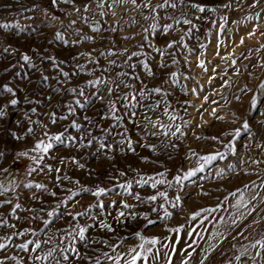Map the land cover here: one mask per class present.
Segmentation results:
<instances>
[{
	"label": "rangeland",
	"instance_id": "1",
	"mask_svg": "<svg viewBox=\"0 0 264 264\" xmlns=\"http://www.w3.org/2000/svg\"><path fill=\"white\" fill-rule=\"evenodd\" d=\"M163 4L112 1L108 17L95 18L104 17L108 24L98 35L90 30V0H57L55 5L0 0V25L10 26L0 27V92L6 85L15 93L0 95L6 112L0 118V184L9 189L0 194V243L11 237L0 259L15 255L20 264H39L33 260L36 253L17 247L33 240L41 243V255L50 247H67L68 261L59 251L54 254L61 264H96L97 258L114 264L103 254L127 259L129 249L140 243L138 232L160 241L153 247L158 258L149 264H168L169 257L172 264L185 259L188 264H253L249 257L258 249L250 248L240 261L236 257L264 239V0H169L175 8L159 7ZM118 10L120 15L114 13ZM97 80L101 83L94 84ZM32 84L44 101L52 95L72 105L90 90L104 92L98 102L108 105L107 115L91 119L94 124L85 119L76 133L65 124H43L24 114V105L42 101L30 92ZM16 91L22 98L19 108L10 103L17 100ZM112 102L118 119L112 118ZM56 130L63 131L62 142L45 137V132L60 135ZM41 139L53 145L46 155L32 151ZM209 155L217 158L200 159ZM32 168L36 171L29 174ZM189 172L195 174L185 179ZM156 180L164 183L152 187ZM99 188L105 192L97 197L93 192ZM241 194L247 207H236ZM123 203L131 207L124 209ZM50 211L55 215L48 216ZM121 211L125 216L117 220ZM101 221L114 230L103 229ZM79 227L87 228L84 241L76 235ZM50 237L52 243L45 244Z\"/></svg>",
	"mask_w": 264,
	"mask_h": 264
},
{
	"label": "snow or ice",
	"instance_id": "2",
	"mask_svg": "<svg viewBox=\"0 0 264 264\" xmlns=\"http://www.w3.org/2000/svg\"><path fill=\"white\" fill-rule=\"evenodd\" d=\"M52 4L55 5L57 3V0H51ZM64 3H70L71 0H63ZM181 2H183V0H181ZM131 3L133 5H136V0H131ZM165 5L169 6V7H172V8H175L176 7V4H169V0H164V4L163 5H160L159 7H164ZM101 7H103V5L101 4L100 5ZM147 6V5H145ZM192 7H196L200 12H204L205 11V8L204 7H200L198 5H192ZM213 11L215 9H212ZM77 11H79V9H77ZM85 11H87V7L85 8ZM55 18V17H53ZM147 19V17H145ZM73 24L75 23V21L72 22ZM184 23L188 24V23H191V21H188V20H185ZM0 27H4V28H7V27H10L9 25H0ZM16 27H19V25H16ZM153 29H155V25H152ZM171 27V26H169ZM57 38H62L60 37V34L57 33ZM168 47H172V44H168ZM5 51H7V49H5ZM133 55H136V53H133ZM26 62L29 61V56L27 55H24L22 57ZM200 67H204L203 65V62H201L200 64ZM63 75L65 77L68 76V73H63ZM174 75V74H173ZM45 79H47V77H45ZM94 84H99L101 83L100 80H97L95 82H93ZM117 87H119V85H117ZM262 88H264V85H261ZM71 91L73 93H75L76 89H71ZM153 91L159 93L160 92V89H154ZM11 93L12 95H15V93L13 92V89L11 87H8V86H4L3 89H2V92H0V95H2L3 93ZM113 92V89L112 88H109L108 89V94L111 95ZM80 95H83V90H81L80 92ZM140 97L143 98L144 97V92H140L139 93ZM124 100H128L129 97L126 95L123 97ZM131 99L133 101L136 100V97L135 96H132ZM10 103L12 105H16L17 104V100L15 99H12L10 101ZM76 104L80 105V101L79 100H76ZM134 106V105H133ZM253 107H255V100H253ZM81 107H83V105H81ZM70 111H72V109L70 108L69 109ZM32 112H35V109H32L31 110ZM111 111L113 113V119H118V117L115 116V111H116V106H115V103L112 102L111 103ZM165 114L167 115V112H165ZM6 115V112L4 111V108L3 107H0V118H3L5 117ZM25 115H27V113H25ZM132 115H135V113H132ZM261 115H264V113H262ZM62 119H66V117H61ZM85 119H88L87 117H85ZM169 119H172L174 120L175 117L174 116H170ZM53 123L56 122L55 118L53 117V120H52ZM262 125H264V122H262ZM74 127H79V125H73ZM153 127H156V124H153ZM163 127V126H161ZM243 128L244 129H248L249 128V124L247 122H245L243 124ZM6 131V129H4ZM29 133H31L33 130L31 128H29L27 130ZM176 132H180V127L177 126L176 127ZM10 135H12L15 139H21L22 137L18 136L15 132H10L9 133ZM165 135H167L168 133L165 132L164 133ZM173 135H175L176 133H172ZM236 135H239V130L236 131L235 133ZM45 136L47 137V139L49 141H57V142H62V134L60 135H48L47 132H45ZM213 139H216L215 137H213ZM131 143V142H129ZM52 143H47L45 142V140L41 139L39 142H37L34 146V148L32 149V151H35L37 153H42L44 155H46L49 150L52 148ZM101 147H104L103 144H101ZM225 147H230V145H225ZM3 153H0V156H2ZM18 155L20 156H27V153L26 152H21V153H18ZM220 155V158L222 159L223 158V154H218ZM44 156L41 155L39 157V160H43ZM217 157L214 156V155H209V156H202L200 157L201 160H203L205 163H209L211 162L212 160H215ZM39 161H37L38 163ZM75 162V161H73ZM80 167H83V165H80ZM201 171L203 170V165L201 166ZM4 172H7L8 170L7 169H3ZM36 171L35 168H32L30 169L29 171V174H31V172H34ZM49 171H52L51 168H49ZM56 171L58 172L59 169H56ZM195 173L193 172H189L186 174V176L184 177L185 179H187L188 176H191V175H194ZM120 175H124V173H120ZM161 176H163V173L160 174ZM148 179H154L153 177H149ZM177 182L180 181V177H177ZM144 183H147V181H144ZM164 183L163 180H156L152 187H155L156 184H162ZM25 187H31V185H25ZM35 187L37 189H44V185L43 184H36ZM121 187H124L123 185ZM127 187H131V185H127ZM87 190V189H85ZM9 189L8 188H5L2 184H0V194H3L5 192H8ZM105 192V190L103 188H99L97 191L93 192V195L95 196H100V195H103ZM52 195H55V193H52ZM160 196L162 197H165L166 198V194L161 192L159 193ZM233 195H235V193H233ZM137 200L140 199L139 196H136L135 197ZM148 199L152 200V201H155L156 200V196H151L149 197ZM177 200H179V197H177ZM4 203H11L10 200L8 201H5ZM3 204H0V207H2ZM247 207V204L244 202V199H243V194H241L240 196V199L237 201V205L236 207ZM21 205L20 204H16L15 205V208H20ZM100 208H103L104 205L101 203L99 205ZM122 207L124 209H128L131 207V205H129L128 203H123L122 204ZM209 211H213V210H209ZM85 213H78L77 215H84ZM55 213L54 211H50L48 212V216H54ZM165 215H168V213L166 212ZM197 215H199L197 213ZM125 216V212L121 211L118 213V216L116 217L117 220L120 219V217H124ZM76 217L73 216V219H75ZM135 217H133L134 219ZM145 219H147V217H145ZM193 219H195V216H193ZM50 223V221H44V224L45 226H47L48 224ZM149 223H151V221H149ZM100 226L103 228V229H106L108 230L109 232L113 231L114 229L112 228V226L108 223H105L103 221H101L100 223ZM14 227V226H13ZM177 231H179V229H177ZM27 232V230H25V232H20L19 235L20 236H23L25 235ZM87 232V228H83V227H79V230L78 232H76V235L79 237V239L81 241H84L85 240V233ZM37 233L36 232H32V235H36ZM69 235H71V233H69ZM139 240H140V243L135 246V247H132L129 249L128 253H127V259H125L124 256L120 255V254H117L115 257L113 256H109L108 253H104L103 255L105 257H107V259L109 261H114V264H121V261L123 260L124 261V264H149V259L151 258L152 260H156L158 258V250L157 252H153V247H155V245H157L158 243H160V241L156 238H151V239H147L145 238L144 236H142L140 233H135L134 234ZM191 235V233L189 234ZM11 241V237H8L7 238V241L5 243H0V251L6 249L8 246H9V242ZM45 244H51L52 243V238L50 237L48 240L44 241ZM61 244H63V239L61 240ZM29 245H34V247H32L31 249H29ZM148 245H151L152 247H147ZM18 248H20L21 250L25 251V252H28V251H31L33 253H36V255L33 257V260L35 262H39V264H45V262L47 261L48 264H51V262L53 260H55V264H61V260L60 259H57L56 256L54 255L57 251L60 252L61 254V257H62V260L63 261H68L69 260V256L66 255L65 253H67L69 251V249L67 247H60V246H54V247H50L48 249L47 252H45L43 255L40 254V252L38 250H41L42 248V245L39 241H33V240H28L26 243H21L19 245H17ZM116 247L117 246H112V251L115 252L116 251ZM193 245L192 244H189L188 245V248H192ZM258 249L256 252H255V255L253 256H250L249 259H251L253 261V264H255V261L259 258L261 260H264V239L262 240H257L255 243H251L249 244L248 246H246L244 248V250L240 253V255H238L236 257V260L237 261H240L241 260V257L243 256H246L248 255V250L249 249ZM194 250V249H193ZM71 251L72 252H76V249L73 247L71 248ZM173 251H175V249H173ZM185 251H187V249H185ZM189 256H191V253H189ZM208 257L206 256L204 259H207ZM7 259H11V260H14L16 261V264H20V261L17 260V257L15 255H13L12 257H6L4 259H0V264H6V260ZM96 264H101V261L99 258L96 259ZM168 264H172V261H171V257H169V261H168ZM182 264H188V260L185 259L182 261ZM200 264H204L203 260L200 262Z\"/></svg>",
	"mask_w": 264,
	"mask_h": 264
},
{
	"label": "crops",
	"instance_id": "3",
	"mask_svg": "<svg viewBox=\"0 0 264 264\" xmlns=\"http://www.w3.org/2000/svg\"><path fill=\"white\" fill-rule=\"evenodd\" d=\"M112 1H115V0H90V30L93 32L97 31L96 33L98 35L100 34V32L98 30H102V32L107 30L108 24H106V20L104 17H100V19H102L101 22H97L95 20V18L98 15H103L105 17H108L110 9H108L106 6L110 5ZM101 4L103 5V7L100 6ZM114 13H117L118 15H120L121 10H118ZM105 14H107V16ZM92 35L95 36L94 34H92ZM32 85L33 86H30V88L33 87L34 90H31L30 92L31 93L35 92V94L37 96L36 99H38V98L40 99V97H41L39 95L40 92L35 89L34 84H32ZM28 91H29V89H27V92ZM52 93L53 92L51 91V94ZM98 93L99 92H96V91L91 92V90H90V96H87L86 98H84V100H80L81 101L80 105H83V107L78 106V104H76V103H74L73 105L71 103H59L58 101H55V98H52V95H51L50 98L46 99L45 101L41 97L42 101L33 102L29 106L24 105V108L27 109L26 113H27V116H29V118L31 117L34 119H39V120L43 121V124H48V125L52 124L53 126H58L59 128L62 127L63 124H65L67 127H70V129L72 130L71 133H74L76 127H74L73 125L74 124L79 125V127L85 125L86 122L84 124H82L83 121L85 120V117H87V118L90 117V122L92 124H94L92 122V120L100 121L101 118H103V117H105V115H107L106 112L109 109L108 105L107 104L101 105L98 102V100L100 99V98L98 99V95L101 96L104 94V92L99 93V94ZM88 97H90V98H88ZM16 99H17V106L16 107L14 106V107L19 108V104H21L20 101L22 98H21V95H18L17 91H16ZM102 99H104V96ZM104 105H105V107H104ZM70 108L72 109V111L69 110ZM81 108L84 109V112L82 114H79L78 109H81ZM32 109H35V112H32L31 111ZM86 110H87V112L85 113ZM17 113L14 111V114L16 116H17ZM19 114H21V113H19ZM53 117L56 120L55 123L52 122ZM61 117H66V119H62ZM56 131L59 134H61L63 132V131L59 132L58 130H56ZM48 135L50 136V135H55V134L50 132V134L48 133Z\"/></svg>",
	"mask_w": 264,
	"mask_h": 264
}]
</instances>
